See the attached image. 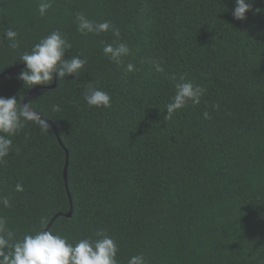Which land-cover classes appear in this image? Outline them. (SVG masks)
<instances>
[{
	"label": "trees",
	"instance_id": "obj_1",
	"mask_svg": "<svg viewBox=\"0 0 264 264\" xmlns=\"http://www.w3.org/2000/svg\"><path fill=\"white\" fill-rule=\"evenodd\" d=\"M50 2L41 16L40 0H0V74L21 67L0 78V96L43 87L28 101L49 124L27 122L0 162V197L11 205H0V216L16 239L57 216L49 230L72 244L103 230L118 264L137 255L147 264H264V0H252L245 21L232 15L235 0ZM81 12L111 22L120 37L81 34ZM55 31L71 44L64 58L78 56L84 68L24 86L20 56ZM119 43L130 49L123 66L103 52ZM187 81L206 89L200 104L166 120L176 85ZM89 85L110 95V108L87 105Z\"/></svg>",
	"mask_w": 264,
	"mask_h": 264
},
{
	"label": "clouds",
	"instance_id": "obj_2",
	"mask_svg": "<svg viewBox=\"0 0 264 264\" xmlns=\"http://www.w3.org/2000/svg\"><path fill=\"white\" fill-rule=\"evenodd\" d=\"M50 0L39 3L38 11L41 16L46 15L51 8ZM252 11V0H235V7L232 15L235 20L245 21L247 13ZM261 10L256 9L259 13ZM77 29L81 34L107 33L112 31L119 38L120 31L111 22H95L90 20L83 12L76 16ZM5 38L10 42L11 48L18 46V33L8 27L4 30ZM71 48V44L62 36L59 31L43 37L34 45L30 52H25L20 56V61L26 66L19 73V80L24 86L34 88L37 85H47L54 78H64L71 75L79 76L86 64V60L74 56L65 59V52ZM103 52L118 66H123L122 58L130 53L126 43L117 45L105 44ZM157 73H164L165 69L160 61L150 62ZM124 71L130 73L134 71V65L128 63L124 66ZM206 89L194 85L191 81L178 83L175 94L171 97L166 106L165 119L169 120L179 110L183 109L189 102L200 104ZM83 98L89 107L110 108L111 97L103 90L89 85ZM25 97L18 99V96H0V162L14 150V137L27 122H35L42 128H47L48 123L42 119V115L37 112L32 101L24 103ZM215 107L218 108V105ZM52 111L59 112V105H52ZM204 118L209 117L208 112H204ZM17 192H23L21 184L15 187ZM0 205L10 207L9 198L0 197ZM96 239H80L75 244L69 243L66 238L59 234H54L50 230H42L33 234H25L22 239H16L15 233L8 228L7 221L0 216V264H118L116 242L105 234L103 230L96 233ZM127 264H147L143 255L131 257Z\"/></svg>",
	"mask_w": 264,
	"mask_h": 264
},
{
	"label": "water",
	"instance_id": "obj_3",
	"mask_svg": "<svg viewBox=\"0 0 264 264\" xmlns=\"http://www.w3.org/2000/svg\"><path fill=\"white\" fill-rule=\"evenodd\" d=\"M21 67H17V68H13V69H9V70H7V71H5V72H3V73H1L0 74V78H2V77H4V76H6V75H8V74H12V73H14V72H16L18 69H20ZM56 87V81H55V83L53 84V86H51V87H49V88H55ZM40 89H43V87H41V86H37V87H35L34 89H32L30 92H29V95L24 99V103H27L28 102V99L31 97V96H33L34 94H36L37 93V91H39ZM52 124V123H51ZM52 126H53V128H54V131L56 132V130H55V126L52 124ZM59 142H60V140H59ZM61 143V142H60ZM67 170H68V161H67V163H66V166H65V169H64V177H65V179H67ZM71 216H72V209L70 210V212L66 215V217H69V218H71ZM57 218V216L54 218V219H52V221L49 223V225H48V227L46 228V230H49V228L52 226V224H53V222H54V220Z\"/></svg>",
	"mask_w": 264,
	"mask_h": 264
}]
</instances>
